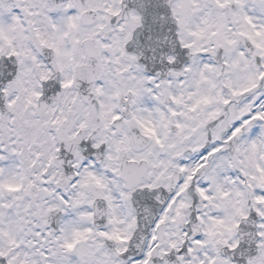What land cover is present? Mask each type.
I'll list each match as a JSON object with an SVG mask.
<instances>
[{
    "label": "snow or ice",
    "instance_id": "6c2138e0",
    "mask_svg": "<svg viewBox=\"0 0 264 264\" xmlns=\"http://www.w3.org/2000/svg\"><path fill=\"white\" fill-rule=\"evenodd\" d=\"M0 264H264V0H0Z\"/></svg>",
    "mask_w": 264,
    "mask_h": 264
}]
</instances>
